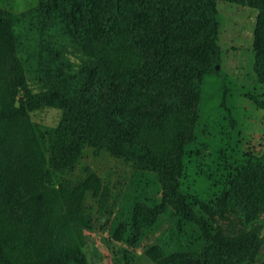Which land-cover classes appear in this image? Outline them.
I'll list each match as a JSON object with an SVG mask.
<instances>
[{
	"label": "trees",
	"instance_id": "1",
	"mask_svg": "<svg viewBox=\"0 0 264 264\" xmlns=\"http://www.w3.org/2000/svg\"><path fill=\"white\" fill-rule=\"evenodd\" d=\"M218 1L259 10L254 47L264 84V0H40L15 18L0 8V264H87L82 222L65 209L70 197L44 185L47 147L30 114L47 105L64 111L55 164L79 158L85 145L129 161L161 194L139 203L134 221L151 224L170 208L198 229L201 252L164 255L156 247L148 255L157 264L254 260L261 247L256 235L215 230L209 208L195 205L177 182L195 139L202 83L221 63ZM25 21L39 34L35 59L44 91L36 94L16 54L14 24ZM62 38L84 58L77 69ZM254 184L262 211L264 166L250 162L221 197V218L231 222L225 215L231 203L257 208ZM87 193L103 199L96 175L76 191L79 199Z\"/></svg>",
	"mask_w": 264,
	"mask_h": 264
},
{
	"label": "rangeland",
	"instance_id": "2",
	"mask_svg": "<svg viewBox=\"0 0 264 264\" xmlns=\"http://www.w3.org/2000/svg\"><path fill=\"white\" fill-rule=\"evenodd\" d=\"M39 1L0 0V8L15 18L32 11ZM217 9L215 26L221 63L217 74L207 76L202 83L195 139L186 149L177 182L195 205L209 208L206 216L215 230H224L233 238L255 234L261 247L249 264H264V208L258 211L262 196L256 185L252 186L258 201L256 209L229 204L225 215L231 222L218 213L220 199L236 176L248 170L250 162L264 166V84L256 72L254 47L259 10L225 1H218ZM14 32L16 54L30 93L43 92L35 59L37 28L25 21L15 23ZM59 43L65 44L66 55L77 69L83 56L68 40L62 38ZM63 115L61 108L47 105L32 112L30 120L43 134L47 147L45 188L70 197L65 209L82 222L85 245L81 252L87 264H157L148 255L156 247L164 255L201 252L198 229L181 223L170 208L151 224L134 221V208L152 198L160 200L161 194L152 185V178L135 175L131 162L85 145L79 158L55 164ZM91 175L101 180L103 199L92 193L83 199L77 197L78 187Z\"/></svg>",
	"mask_w": 264,
	"mask_h": 264
}]
</instances>
